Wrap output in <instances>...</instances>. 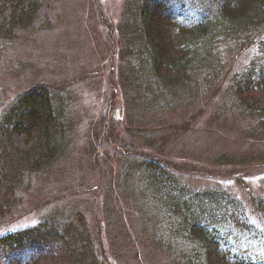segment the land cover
Masks as SVG:
<instances>
[{
    "label": "rangeland",
    "instance_id": "1",
    "mask_svg": "<svg viewBox=\"0 0 264 264\" xmlns=\"http://www.w3.org/2000/svg\"><path fill=\"white\" fill-rule=\"evenodd\" d=\"M125 3L47 0L35 28L0 43V117L8 103L43 82L61 85L74 120L66 154L19 189L18 203L0 221V236L47 215L70 220L83 213L100 264H176L172 253L156 249L166 246L167 231L145 219L144 212L154 213L149 192L140 174L127 171L132 153L154 154L157 144L164 145L162 159L183 164L184 183L232 194L254 231L264 230L255 207L264 197V131L242 115L229 91L258 52L257 41L223 43L219 57L198 62L188 91L170 105L153 112L135 91L129 109L132 77L121 52Z\"/></svg>",
    "mask_w": 264,
    "mask_h": 264
},
{
    "label": "trees",
    "instance_id": "2",
    "mask_svg": "<svg viewBox=\"0 0 264 264\" xmlns=\"http://www.w3.org/2000/svg\"><path fill=\"white\" fill-rule=\"evenodd\" d=\"M46 3L0 0V43L18 30L35 28ZM123 16L121 52L132 77L129 109L135 91L153 112L170 105L188 91L198 62L219 57L223 43L244 38L257 41L258 52L233 77L229 91L242 115L264 131V0H126ZM60 86L33 84L1 114L0 221L18 203L19 189L33 176L49 173L71 143L74 120ZM139 135L144 142L152 141L145 132ZM157 146L154 154L132 153L127 160V171L140 174V186L153 203L152 218L140 211L167 231L166 246L156 249L172 253L176 264H264V230L254 231L241 202L224 190L191 188L179 177L185 173L183 164L162 159L164 145ZM138 191L132 192L134 204ZM259 199L262 203L256 200L255 207L264 221V197ZM101 260L83 213L70 220L47 215L0 236V264Z\"/></svg>",
    "mask_w": 264,
    "mask_h": 264
}]
</instances>
